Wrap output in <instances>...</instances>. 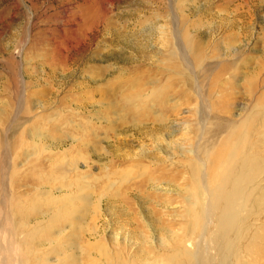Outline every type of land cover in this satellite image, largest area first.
I'll use <instances>...</instances> for the list:
<instances>
[{
    "label": "rangeland",
    "instance_id": "obj_1",
    "mask_svg": "<svg viewBox=\"0 0 264 264\" xmlns=\"http://www.w3.org/2000/svg\"><path fill=\"white\" fill-rule=\"evenodd\" d=\"M164 24L175 30L182 48L183 33L188 35L191 47L183 50L189 68L174 43L167 50L161 47L155 30ZM128 90L141 93L140 100L162 113L163 122L147 108L139 117L133 113L123 101ZM144 93L149 95L142 98ZM202 104L207 114L215 109L209 122L218 124L221 116L235 124V133L201 136L192 111ZM262 106L264 0H0V158L8 157V168L17 173L23 190L45 176L57 178L58 168L79 165L85 173L78 182L81 194L90 191L95 201L104 193L97 224L104 229L103 241L113 237L124 245V239L135 241L143 234L154 243L196 221L186 200L195 185L188 178L184 150L216 135L220 156L212 172L214 186L223 189L221 178L232 167L230 153H240L227 140L236 142L248 130L246 145L255 141L258 134H251L260 129L250 130L260 117L250 118V112ZM177 122L192 124L191 139ZM34 134L39 138L32 139ZM69 136L78 138L79 146L66 143L55 153L43 151L46 144ZM63 149L70 150L67 156L60 154ZM139 168L145 169L141 177L157 180L158 190L143 184L125 194L138 184L131 171L127 179L132 182H121L120 197L109 202V171L116 170L119 179L121 172ZM4 237L1 233L0 245Z\"/></svg>",
    "mask_w": 264,
    "mask_h": 264
},
{
    "label": "bare ground",
    "instance_id": "obj_2",
    "mask_svg": "<svg viewBox=\"0 0 264 264\" xmlns=\"http://www.w3.org/2000/svg\"><path fill=\"white\" fill-rule=\"evenodd\" d=\"M151 1L159 2V0ZM167 9H171L170 4L167 5ZM152 21L154 22L155 18ZM155 31L161 39V47L167 50L171 42L174 43L179 59L189 68L187 53L183 50L191 47L186 39L188 35L183 33L186 44L182 48L179 36L174 30L175 36L168 25H161ZM187 83L189 87L191 84L188 81ZM154 87L150 91L152 94L155 93ZM197 92L199 91L196 90V95L199 94ZM127 93L128 96L123 101L127 102L131 111L139 117V114L147 108L146 103L140 100L142 94L135 90ZM148 95L149 93H144L142 98ZM200 99H202L201 96ZM203 108V104L198 105L192 111L198 116L196 124L199 126L198 132L200 131L201 136L209 131L216 132L219 137L222 134L231 136L235 133L236 127L233 122L224 120L220 118L221 116L216 118L220 119L218 124L213 120L209 122V115L215 113V109L210 108L207 114V110L205 112ZM147 110L153 113L158 122H163L164 115L154 111L153 106L149 105ZM74 112L78 115L80 109ZM114 112L116 111H112ZM224 112L228 113L227 115L230 114L229 110ZM119 113L125 112L122 110ZM250 113V118L260 117L250 133L258 131L257 129H260V132L251 134H258L257 139L252 141L251 138L248 145L245 143L248 130H244L236 142L227 140L232 145V150L237 148L240 153L236 154V150H231L229 165L232 167L230 173L227 171L228 174H224L221 178L223 189L219 188L220 186L217 187L218 185L217 188L214 186L215 171L212 172L220 156L217 140L214 139L216 135L214 138L203 139L202 143L189 145L188 150H184L190 163L189 168L186 165V170L189 169L188 178L195 185L194 195L192 198L186 197V200L192 208L196 221L192 220L188 227L170 233L166 239L160 237L161 239L154 243L149 242V236L143 234H139L135 241L123 238L124 245L113 237V239H106L107 242L103 241L104 229L97 224L103 216L104 193L102 192L103 194L95 201H92L90 191L81 194L83 188L78 187V182L85 178V173L80 170L79 165L65 167L61 171L58 168L57 178L45 176L41 183L36 180L29 182L28 186H25L28 190H23L22 183H17L19 179L17 173L10 172L8 168V157L1 156L0 234H4L5 237L0 245V264H264V106L251 110ZM92 118L91 115L87 116L89 123L93 120ZM177 124L183 126L188 140L191 139L192 124L188 122H177ZM80 132L83 135V129ZM38 136L34 134L32 139L35 140ZM67 140H54L46 144L43 151L55 153L66 146V143H69L70 148H76L79 142L81 143L76 137L69 136ZM228 143H225L224 147ZM37 144L38 142L35 145ZM69 151V149H63L59 152L67 156ZM165 158L170 165H173L171 155H166ZM115 171H109L107 175L109 177L106 176V190L103 188L105 192L109 189V202L120 197L121 182L138 181V184L131 185L125 194H130L135 187L143 184L155 191L158 190L159 183L155 178L141 177L145 174L144 168L123 171L119 179L116 178ZM131 171L136 176L134 174L135 177L128 180L127 175ZM52 182L57 183L48 189V185ZM29 191L31 193L28 194ZM77 203L81 204L82 209L77 206ZM91 206L93 211L90 209ZM87 221L92 225L87 224ZM167 233L166 231L165 235ZM153 238L158 237L153 236ZM141 244L149 245L153 249L152 253L145 252ZM157 247H162L166 255L160 254ZM143 254L147 256L141 258Z\"/></svg>",
    "mask_w": 264,
    "mask_h": 264
}]
</instances>
